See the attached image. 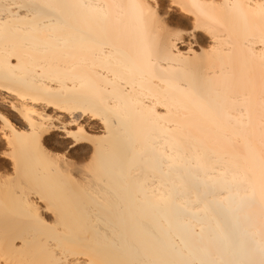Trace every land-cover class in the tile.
Wrapping results in <instances>:
<instances>
[{
  "label": "bare ground",
  "instance_id": "obj_1",
  "mask_svg": "<svg viewBox=\"0 0 264 264\" xmlns=\"http://www.w3.org/2000/svg\"><path fill=\"white\" fill-rule=\"evenodd\" d=\"M159 2L0 0V264L264 260V0Z\"/></svg>",
  "mask_w": 264,
  "mask_h": 264
},
{
  "label": "snow or ice",
  "instance_id": "obj_2",
  "mask_svg": "<svg viewBox=\"0 0 264 264\" xmlns=\"http://www.w3.org/2000/svg\"><path fill=\"white\" fill-rule=\"evenodd\" d=\"M166 2V0H160L159 3L153 7L152 4H147V5H137V7L141 8L142 10H146L147 15L156 18L157 17V11L161 9V4ZM6 123V121H5ZM84 129L80 128L77 131H67L65 130V134L67 137H69V140L65 143V147L71 149V144H72V139L78 138L81 134L84 133ZM260 264H264V260L260 262Z\"/></svg>",
  "mask_w": 264,
  "mask_h": 264
}]
</instances>
